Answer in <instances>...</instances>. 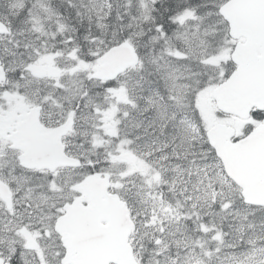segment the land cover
I'll return each instance as SVG.
<instances>
[{"label": "snow or ice", "instance_id": "1", "mask_svg": "<svg viewBox=\"0 0 264 264\" xmlns=\"http://www.w3.org/2000/svg\"><path fill=\"white\" fill-rule=\"evenodd\" d=\"M0 264H264V0H0Z\"/></svg>", "mask_w": 264, "mask_h": 264}]
</instances>
